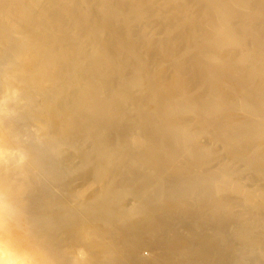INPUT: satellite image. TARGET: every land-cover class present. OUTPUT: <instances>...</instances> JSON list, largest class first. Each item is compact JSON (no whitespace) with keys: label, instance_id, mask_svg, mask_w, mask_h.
Masks as SVG:
<instances>
[{"label":"bare ground","instance_id":"1","mask_svg":"<svg viewBox=\"0 0 264 264\" xmlns=\"http://www.w3.org/2000/svg\"><path fill=\"white\" fill-rule=\"evenodd\" d=\"M5 231L0 264H264V0H0Z\"/></svg>","mask_w":264,"mask_h":264},{"label":"rangeland","instance_id":"2","mask_svg":"<svg viewBox=\"0 0 264 264\" xmlns=\"http://www.w3.org/2000/svg\"><path fill=\"white\" fill-rule=\"evenodd\" d=\"M16 52H19V51L16 50ZM12 205H13V204H12ZM12 207H13V209H14V206H12ZM15 210H16V209H14V211H15ZM16 213H17V212H15V217H16ZM19 213H20V212H19ZM19 213H17V214H19ZM20 215H21V219H22V215H23V214L21 213ZM20 215H19V216H20ZM17 216H18V215H17ZM24 216H25V215H24ZM15 217H14V218H15ZM23 218H24V220L26 221L25 217H23ZM10 220H11V219H10ZM14 220H16V222H14ZM14 220L12 219V220L10 221V225L8 224L9 226H11V228H10L11 230H10V229H7L8 231L10 230L8 234L11 233V234H10L11 237L9 236V237H10V240L12 241L13 236L18 234L19 237H18V235H17L16 237H18V239H21L22 236H23V238L26 239V240H24V239L22 238V239H23V242L26 243V244H24V243L21 241L22 239L20 240L21 242H19V240L17 241V238L14 237L13 241H14V240H16V241H15L13 247H11V248L14 249L15 244H16L17 247H15V249L18 248V247H20V249L18 248L19 250L16 249V252L18 253V251H19V254H21V255L24 254L23 256H27L26 254H30V253H31V248H30V246H28V249L25 248V247H27L26 245H28V244H27V243H28V239H27V235H23V234H25V232H24L23 230H21V228L24 226V224H26V222L21 226L20 222H19V224H18V222H17V220H19V217H18V218L16 217ZM12 221H13V222H12ZM19 221H21V220H19ZM22 222H24L23 219H22L21 223H22ZM11 223H12V224H11ZM13 223H14V224H13ZM16 224H17V225H16ZM15 225H16L17 227H15ZM19 225H20V229L18 228ZM9 226H8V228H9ZM25 226H26V225H25ZM25 226H24V227H25ZM14 229H15V230H14ZM16 229H17V230H16ZM18 229H19L20 231H19ZM23 229H25V228H23ZM12 230H14L15 232H13ZM8 231L1 232V234H2L3 236H4V235L7 236V237L4 236V238H5L6 240L3 239V238H0V239H2L3 243H4L5 241H8V242H9V240H8V239H9L8 235H7V234H4V233H7ZM20 232H22V236H21V237H20V235H21ZM15 233H17V234H15ZM12 234H13V235H12ZM3 236H1V237H3ZM11 241H10L9 243L7 242V243H8V244H7L8 246H9V245L11 246V243L13 244V242H11ZM25 241H27V242H25ZM16 242H17V243H16ZM18 244H19L20 246H19ZM21 245H22V247H21ZM23 245H25V246H23ZM23 247H24V248H23ZM29 248H30V249H29ZM15 249H14V250H15ZM25 249H26V250H25ZM20 250L23 251V252L21 253ZM24 250H25V251H24ZM29 250H30V251H29ZM26 251H27V252H26ZM24 252H26V254H25ZM28 252H30V253H28Z\"/></svg>","mask_w":264,"mask_h":264},{"label":"clouds","instance_id":"3","mask_svg":"<svg viewBox=\"0 0 264 264\" xmlns=\"http://www.w3.org/2000/svg\"><path fill=\"white\" fill-rule=\"evenodd\" d=\"M4 264H6V262H4ZM30 264H40V260L38 258L33 259L32 261H30Z\"/></svg>","mask_w":264,"mask_h":264}]
</instances>
